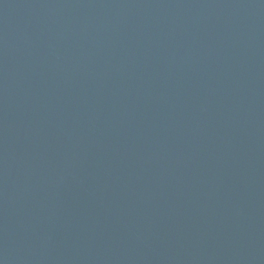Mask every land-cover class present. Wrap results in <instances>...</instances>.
I'll list each match as a JSON object with an SVG mask.
<instances>
[{"label":"water","instance_id":"obj_1","mask_svg":"<svg viewBox=\"0 0 264 264\" xmlns=\"http://www.w3.org/2000/svg\"><path fill=\"white\" fill-rule=\"evenodd\" d=\"M0 264H264V0H0Z\"/></svg>","mask_w":264,"mask_h":264}]
</instances>
